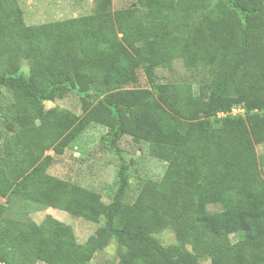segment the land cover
<instances>
[{
	"label": "trees",
	"instance_id": "obj_1",
	"mask_svg": "<svg viewBox=\"0 0 264 264\" xmlns=\"http://www.w3.org/2000/svg\"><path fill=\"white\" fill-rule=\"evenodd\" d=\"M136 2L155 16L128 14L117 29L111 0H96L94 17L26 26L13 21L18 0H0V88L20 76L29 104L54 105L0 132L13 184L0 203V264H92L112 238L116 264H188L181 250L193 264H264V188L252 179L264 173V0ZM29 51L45 59L24 76ZM92 123L109 129L111 148L124 135L160 144L163 177L134 183L122 168L111 193L44 177ZM170 226L178 242L164 245L155 233Z\"/></svg>",
	"mask_w": 264,
	"mask_h": 264
},
{
	"label": "rangeland",
	"instance_id": "obj_2",
	"mask_svg": "<svg viewBox=\"0 0 264 264\" xmlns=\"http://www.w3.org/2000/svg\"><path fill=\"white\" fill-rule=\"evenodd\" d=\"M96 7V0H18V8L13 11L12 15L16 26L39 25L75 17H94L98 11ZM136 7V0H111V11L117 29L128 14H139L145 20L155 16V13H139L136 11ZM119 36L121 37L122 34L120 33ZM74 56L77 62L83 63L80 46L76 47ZM43 59H45V54L42 51H29L22 60V75L26 76L30 66ZM174 66L181 73H185L182 60H175ZM19 78L20 76H17L13 83L0 88V132L7 129L10 123L15 126L19 125L22 113H31L36 118L54 107L50 101L29 104L23 90L18 85ZM248 83V78H242L236 85L243 87ZM200 89L202 96L209 91L206 85H202ZM149 105L153 110L162 106L157 99L152 100ZM211 122L213 125L220 124L216 117L212 118ZM108 131L106 126L92 123L76 141L66 148L64 154L55 155V150H48L46 154L55 155V159L44 177L55 175L71 181L81 179L92 184L95 190L101 193H111L118 189L122 168L128 169L134 183L143 178L160 180L163 177L168 167V161L159 155L160 147L156 145L160 144L153 145L148 142L139 144L131 136L124 135L116 143L117 148H111L107 144ZM252 179L256 193L260 194L261 189L264 188V173ZM0 186L4 191L3 196H0V203L6 204L13 184L8 182L1 167ZM209 188L217 190L214 186L208 187L207 193H210ZM155 236L164 245L178 242L173 226L155 233ZM122 250L119 241L112 238L92 264H116ZM181 256L188 264L197 261L195 254L185 250H181ZM136 261L142 263L143 259L138 258ZM37 264L45 263L39 261Z\"/></svg>",
	"mask_w": 264,
	"mask_h": 264
},
{
	"label": "built area",
	"instance_id": "obj_3",
	"mask_svg": "<svg viewBox=\"0 0 264 264\" xmlns=\"http://www.w3.org/2000/svg\"><path fill=\"white\" fill-rule=\"evenodd\" d=\"M239 111H240V112H243L244 110H242V109H237V108L234 109V112H235V113H238Z\"/></svg>",
	"mask_w": 264,
	"mask_h": 264
}]
</instances>
